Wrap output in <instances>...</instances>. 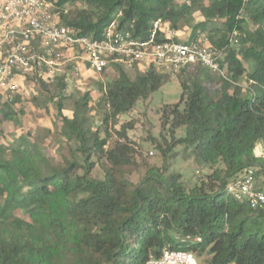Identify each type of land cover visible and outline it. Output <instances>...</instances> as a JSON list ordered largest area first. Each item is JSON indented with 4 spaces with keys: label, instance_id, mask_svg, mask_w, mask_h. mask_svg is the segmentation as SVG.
I'll list each match as a JSON object with an SVG mask.
<instances>
[{
    "label": "trees",
    "instance_id": "16d2710c",
    "mask_svg": "<svg viewBox=\"0 0 264 264\" xmlns=\"http://www.w3.org/2000/svg\"><path fill=\"white\" fill-rule=\"evenodd\" d=\"M45 2L61 24L92 38L112 23L142 40L157 19L177 32L187 27L188 41L205 37L221 52L225 76L200 64L178 74L180 99L161 114L159 134L170 140L155 144L161 164L150 165L124 129L111 143L109 129L172 74L150 66L130 77L122 63L109 62L115 75L95 82V107L85 92L71 98L68 116L63 75L48 82L33 73L45 90L56 89L65 151L55 159L29 132L0 142V264H146L165 248L206 255L200 264H264V209L225 190L246 167L264 176V158L254 153L257 144L264 148V91L250 87L264 86V0ZM19 96L0 92V135ZM188 157L201 174L182 171ZM96 166L101 177L92 175ZM256 186L264 189V181Z\"/></svg>",
    "mask_w": 264,
    "mask_h": 264
},
{
    "label": "built area",
    "instance_id": "2783aa9c",
    "mask_svg": "<svg viewBox=\"0 0 264 264\" xmlns=\"http://www.w3.org/2000/svg\"><path fill=\"white\" fill-rule=\"evenodd\" d=\"M163 36L160 40L159 35ZM177 31L162 20L153 22L150 35L142 40L130 31L109 25L100 38L78 33L59 22L45 0H0V92L8 99L20 90L23 73H42L52 82L64 73L68 59L64 51L76 49L88 67L101 73L109 62H120L128 69L142 65L178 75L190 64H200L225 76L218 59L221 52L211 48L205 37L180 40ZM256 157L264 158V148L255 147ZM256 169L246 167L227 182L226 192L246 200L253 209H264V189L257 188ZM183 241H201L199 235H185ZM146 264H197L194 253L165 248L159 257L149 255ZM225 264H235L232 262Z\"/></svg>",
    "mask_w": 264,
    "mask_h": 264
},
{
    "label": "rangeland",
    "instance_id": "374dc122",
    "mask_svg": "<svg viewBox=\"0 0 264 264\" xmlns=\"http://www.w3.org/2000/svg\"><path fill=\"white\" fill-rule=\"evenodd\" d=\"M80 6V4H77ZM195 17H199L196 13ZM177 32V37L180 40L189 39V29L183 27ZM232 45H236L235 40ZM76 49L64 51V56L68 61L64 66L63 81L65 88L63 89L64 108L62 113L71 116L72 97L88 92L90 97V105L94 108L97 98L100 95L95 82L100 80L105 82L112 78L115 73L111 68H105L104 72L97 73L93 69H89L86 62L79 56ZM222 55L224 53L222 52ZM136 70L128 69V74L133 77ZM142 72V71H140ZM178 75L171 77L157 90L152 92L146 99H139L133 109L129 112L121 114L117 117L115 123L110 126V143L117 139L116 130L124 129L125 139L130 141L134 148L142 154V157L150 165H160L161 155L160 150L155 148L156 143L165 146L170 140L169 134L164 130L160 135L161 130V114L165 106L174 104L179 101L181 96V87L178 81ZM20 96L13 104L16 109L15 118L6 122L2 127L0 142L11 140L13 135H19L24 132H29L33 138L40 141L47 153L55 159L59 158L58 150L65 151L63 136L59 132L58 112L56 109V100L54 97L56 89L52 84H47V89L42 87L37 79L32 77V74L23 73L20 79ZM251 82H246L244 79L241 84L244 87L249 86ZM250 87H255L257 91H264V86L257 87V84L252 82ZM92 111H95L92 110ZM96 120L99 121V115L96 114ZM96 121V122H97ZM99 124V122L97 123ZM123 140V139H121ZM182 171L188 173L201 174L202 169H197L196 166L188 157L180 163ZM92 175L96 177L102 176V171L96 166ZM136 179V175L131 177ZM264 176H257L258 186H262ZM206 255L197 258V264H200Z\"/></svg>",
    "mask_w": 264,
    "mask_h": 264
},
{
    "label": "crops",
    "instance_id": "0c3cea01",
    "mask_svg": "<svg viewBox=\"0 0 264 264\" xmlns=\"http://www.w3.org/2000/svg\"><path fill=\"white\" fill-rule=\"evenodd\" d=\"M90 69V68H89ZM131 70V69H130ZM134 70H138V71H143V67L142 65H139L138 67H136ZM256 147H262L260 144H257ZM257 178V177H256Z\"/></svg>",
    "mask_w": 264,
    "mask_h": 264
}]
</instances>
